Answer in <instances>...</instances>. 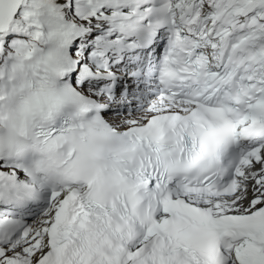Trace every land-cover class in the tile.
Instances as JSON below:
<instances>
[{
  "label": "snow or ice",
  "instance_id": "1",
  "mask_svg": "<svg viewBox=\"0 0 264 264\" xmlns=\"http://www.w3.org/2000/svg\"><path fill=\"white\" fill-rule=\"evenodd\" d=\"M0 264H264V0H0Z\"/></svg>",
  "mask_w": 264,
  "mask_h": 264
}]
</instances>
